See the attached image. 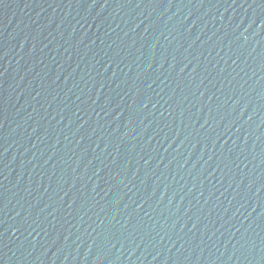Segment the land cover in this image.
I'll list each match as a JSON object with an SVG mask.
<instances>
[{"label":"water","instance_id":"obj_1","mask_svg":"<svg viewBox=\"0 0 264 264\" xmlns=\"http://www.w3.org/2000/svg\"><path fill=\"white\" fill-rule=\"evenodd\" d=\"M0 264H264V0H0Z\"/></svg>","mask_w":264,"mask_h":264}]
</instances>
